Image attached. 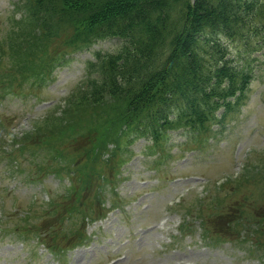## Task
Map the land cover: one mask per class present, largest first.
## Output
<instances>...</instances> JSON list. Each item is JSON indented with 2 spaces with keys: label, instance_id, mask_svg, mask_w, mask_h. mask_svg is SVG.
Masks as SVG:
<instances>
[{
  "label": "rangeland",
  "instance_id": "rangeland-1",
  "mask_svg": "<svg viewBox=\"0 0 264 264\" xmlns=\"http://www.w3.org/2000/svg\"><path fill=\"white\" fill-rule=\"evenodd\" d=\"M17 2L0 0V264H264V63L223 123L129 140L88 101L87 62L118 41L76 49L56 20L21 69Z\"/></svg>",
  "mask_w": 264,
  "mask_h": 264
},
{
  "label": "trees",
  "instance_id": "trees-1",
  "mask_svg": "<svg viewBox=\"0 0 264 264\" xmlns=\"http://www.w3.org/2000/svg\"><path fill=\"white\" fill-rule=\"evenodd\" d=\"M17 5L27 12L19 25L30 43L23 52L14 50L21 69L33 65L55 38L56 20L73 25L69 43L76 49L105 38L118 41L115 50H98L87 62L88 101H111L114 120L130 132L129 140L158 141L180 128L198 132L209 121L223 123L244 104L264 63V0H18Z\"/></svg>",
  "mask_w": 264,
  "mask_h": 264
}]
</instances>
